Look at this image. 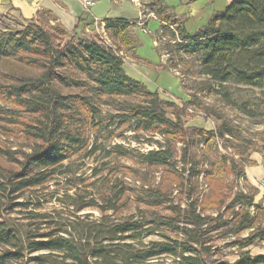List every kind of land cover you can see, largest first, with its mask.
I'll return each mask as SVG.
<instances>
[{"label":"trees","instance_id":"obj_1","mask_svg":"<svg viewBox=\"0 0 264 264\" xmlns=\"http://www.w3.org/2000/svg\"><path fill=\"white\" fill-rule=\"evenodd\" d=\"M151 13L161 21V66L178 73L190 95L183 104L130 76L120 45L83 33L81 20L71 31L56 21L46 28L38 22L50 19L44 11L0 34V99L14 105L10 114L0 108L1 119L17 123L25 142L16 152L0 145L11 164L0 162V264H264V254L249 249L233 262L216 257V238L236 236L225 244L240 248L263 238L248 208L260 206L257 189L227 204L206 170L211 191L199 197L204 171L192 149L239 138L218 103L264 121V0H232L194 32L163 0L146 5V22ZM132 24L107 19L105 27L123 41ZM243 87L259 96L245 97ZM189 108L217 126L189 124ZM153 170L162 172L158 183L147 179Z\"/></svg>","mask_w":264,"mask_h":264},{"label":"rangeland","instance_id":"obj_2","mask_svg":"<svg viewBox=\"0 0 264 264\" xmlns=\"http://www.w3.org/2000/svg\"><path fill=\"white\" fill-rule=\"evenodd\" d=\"M97 1L98 0H96V2ZM108 4L112 6L115 11H117L118 5L113 4L111 0H108V3H105L106 6L104 7V5H102L100 9H106ZM212 15H210L209 18H211ZM38 22L46 28L49 27V25L55 26V23H52L48 17H45L42 20H38ZM25 24L26 21L16 12L10 10H0V34H4L5 37H9L12 33H15L16 31L22 29ZM159 29L160 28H154V25L150 24L149 33L145 34L143 32H140V35L146 40V42L144 45L139 47V54L142 56V58L146 59L145 61L142 60L145 65L150 69H154L155 71L152 76H147V80H141H143L152 90H158L159 87L157 86H160L159 90H161L162 92V97L173 100L178 104H183V102L186 100L178 96L180 94V90L184 89L181 84L182 81L180 75L161 66L162 62L166 61L167 55L164 53V55L161 57L157 51V48L152 45L154 36ZM101 36L109 44H113L115 46L121 45V43L118 42L117 39H114L112 37L108 38L105 35ZM151 51L156 52V58L152 57V54H150ZM122 55L124 56V58H127L124 53H122ZM184 91L187 96H190L186 89H184ZM242 94L245 97H255V95L259 96V90H254L249 87H243ZM217 105L222 112H225L227 116L233 119V122L237 125L241 132L239 138H232L227 136L224 139H213L211 142L201 140L194 144L192 149L193 152L197 154L199 169L204 171L201 173L198 180L197 195L202 198L203 195L210 193L211 186L208 182L209 178L213 180V187L217 188L227 197V204L231 200V198L229 197H233L238 191L245 190L246 192H250L253 190V187L254 189L256 188L257 190L255 193V203L260 204V206L256 207L254 205L248 208L254 215H256L258 225L261 227L260 229L263 230L264 179L256 180V178L253 177L251 173L253 168L255 169L261 164H264V121L257 118H252L247 114L239 112L236 109H232L231 107L223 105L222 103H218ZM3 106L6 108L5 111L10 109L11 107H14V105H12L11 103L6 102L4 99H0V108ZM3 114L2 112H0V145L15 152L21 151V149H25V142L19 126L17 125V123L10 124L7 122V120L3 121L1 119ZM185 117L188 120L189 124H194L208 130L214 129L218 123L215 118L206 117L202 112L191 108L188 109V114L185 115ZM127 134H130V132H128ZM117 140L124 142L127 145L131 144L132 146H138L143 151H147L150 148H153V145L149 144L148 142L137 143L134 140H128L124 138H119ZM240 152H242V154H239ZM18 155L19 153H16V156ZM247 159L249 160V162ZM121 160L128 165H133V162L131 160L124 158H122ZM0 162L11 165L8 161L2 159L1 157ZM241 167H243L244 172H240V174H237ZM206 170L211 173V177H209L208 179L205 176ZM148 172V181L158 183L161 180V171L153 170ZM126 179L131 182L134 181L131 175H127ZM174 194H178V190H176ZM213 211H215V209L211 208L208 210V213H212ZM94 214L98 215L99 213L97 211H94ZM251 232H253V229L246 230L242 232L239 237H245ZM215 235L216 234L214 233V236ZM152 237L154 236L148 237L147 239H150ZM235 238L236 236H231L224 239L216 238L215 243L221 248L216 257L221 260H228L230 262H233L238 258V252L244 251L246 249H249L251 254L254 255L264 254V236L262 239L257 238L254 244H251L244 248H240L238 245L232 246L229 244H225L226 242L232 241Z\"/></svg>","mask_w":264,"mask_h":264},{"label":"crops","instance_id":"obj_3","mask_svg":"<svg viewBox=\"0 0 264 264\" xmlns=\"http://www.w3.org/2000/svg\"><path fill=\"white\" fill-rule=\"evenodd\" d=\"M106 1V2H105ZM152 0H111L113 4L118 5L117 11L109 4L106 9L100 7L108 0H98L93 5L85 7L82 0H0V10H10L16 12L23 19L36 18L42 12H48L52 23H59L67 31L75 28L79 20L81 24L79 29L86 34L99 33L110 38L111 35L106 30L107 19H125L132 21L133 24L123 35L121 43V52L125 54L126 72L138 79H148L152 76L154 69L148 68L139 54L140 46L144 45L146 40L140 35V32L149 33L150 24L154 28H160L161 21L154 15L149 14L146 22V5ZM166 4L174 6L175 12L185 17V26L188 31L194 32L199 27L205 25L210 20V15L223 10L232 0H163ZM104 9V10H103ZM152 45L156 47V41L153 39ZM153 58H156V52L151 51ZM143 81V80H141ZM144 82V81H143ZM182 84V83H181ZM158 90L160 89V86ZM160 93L161 90H159ZM184 100H188L184 89L180 90L178 95ZM252 176L256 180L264 179V164L252 169Z\"/></svg>","mask_w":264,"mask_h":264},{"label":"built area","instance_id":"obj_4","mask_svg":"<svg viewBox=\"0 0 264 264\" xmlns=\"http://www.w3.org/2000/svg\"><path fill=\"white\" fill-rule=\"evenodd\" d=\"M82 2H83L85 7H89V6L93 5L96 2V0H82Z\"/></svg>","mask_w":264,"mask_h":264}]
</instances>
